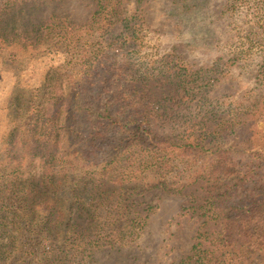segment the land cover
Wrapping results in <instances>:
<instances>
[{"label":"rangeland","instance_id":"374dc122","mask_svg":"<svg viewBox=\"0 0 264 264\" xmlns=\"http://www.w3.org/2000/svg\"><path fill=\"white\" fill-rule=\"evenodd\" d=\"M11 1L12 8L25 7L24 18L31 22L45 21L54 12L83 24L94 6V0ZM120 8L127 20L114 26L107 17L81 27L78 42L68 46L45 49L0 43V170L8 132L26 104L22 110L17 107L26 103L32 90L48 84L52 69L69 76L62 89L68 90L77 130H66L65 135L69 140L77 134L70 148L71 154L79 155L77 165L97 172L101 165L96 159L109 160L115 153L107 146L92 148L80 138L86 133L81 128L97 125L116 143L124 136V127H107L108 116L143 112L153 121L158 138L168 136L173 143L165 149L171 154L161 160L162 166L147 168L136 161L126 167L123 177L142 185L135 195L141 204L133 210L152 206L141 227L133 226L132 234L128 225H122L121 232L100 229L104 241L114 232L118 238L113 245L105 242L90 250L61 230L54 242L44 239L34 264H48L45 257L56 253L60 244L68 252V264H264V0H125ZM171 64L179 65L176 69H202L193 73L196 81L190 84L185 110L178 106L171 117H159L153 106L143 104V97L126 99L123 113L117 108L118 87L128 89L137 82L144 90L151 89L149 98L157 95L159 90L152 85L168 78ZM53 80L61 85L56 77ZM206 118L221 121L216 129L232 128L209 134ZM189 142L192 145L179 146ZM133 151L145 160L149 148L141 144L129 148L132 156ZM34 163L36 170L38 158ZM97 178L101 179L95 173ZM159 182L171 190L151 187ZM232 188L231 199L213 207L212 195ZM105 211L98 209L102 215ZM79 220L85 227V218ZM7 225L8 233L0 234L6 245L0 264H19L18 249L26 231L20 228L18 240L10 242L14 226Z\"/></svg>","mask_w":264,"mask_h":264},{"label":"trees","instance_id":"16d2710c","mask_svg":"<svg viewBox=\"0 0 264 264\" xmlns=\"http://www.w3.org/2000/svg\"><path fill=\"white\" fill-rule=\"evenodd\" d=\"M123 1L125 0H94L93 9L89 11V18L83 24L70 21L66 16L54 12L45 21L31 22L27 17L24 18V15L26 16L25 7L18 4L12 8L13 1H0V43H14L22 47L44 45L45 49L68 46L70 42H78V29L81 27L107 17H111L108 21L114 26L127 20L126 16L121 13L120 5ZM87 62L91 64L93 61L87 60ZM164 64L170 65L166 62ZM171 66L168 78H161L160 84L152 85L153 89L158 88L159 93L153 94L150 98L147 95H150L151 89L147 87L144 90V87H140V83L135 82L124 90L118 87L114 91L115 97L120 100V104H116L117 108L119 107L118 109H121L123 113L122 104H127L126 99L132 100L133 97H137L141 100L143 97V104L153 106L152 110L159 117H171L173 112L177 111L178 106H181L180 110H185L187 97L190 95V84L196 81L192 77L193 73L202 71V69L197 68L190 71L185 68L176 69L179 65L171 64ZM52 70V73L46 77L48 84L45 86L44 83L40 88L32 90L30 96L25 98L26 103L22 101L17 107L19 111L26 104L24 112L19 111L14 117V124L8 132V149L4 167L0 170V234L8 233L6 230L8 223L14 226L12 233L14 235H10L13 241L10 242L18 240L15 234L20 228L26 231L23 243L18 249L19 264H34L37 259V250L43 245L44 239L54 242L53 238L59 237L58 232L64 229H66L64 234H70L69 237L73 243L82 242L85 250L107 242L104 241L105 234H101L107 229L111 233L118 229L121 232L120 227L128 225L130 227L128 234H132L133 226L141 227L144 224L147 212L152 206L142 203L144 207L140 210H133L135 205L141 204L135 195L139 193L137 189L140 190L142 185L141 182L136 183L123 177L126 167L128 168V165L136 161L138 165L145 162L143 164H146L147 168L160 167L163 164L161 160L171 154L165 149H168L171 144L173 146L168 136L158 138L159 136L152 131L153 121L147 119L145 113L138 112L141 109L140 106L136 110L138 113L132 117L124 114L122 118L108 116L107 127L114 124L124 127V136L116 143L106 137L104 132L99 131L97 125L93 127L94 131L90 128H81L86 130L85 135L80 137L82 142H87L92 148L107 146L110 150L114 149L115 153L109 160L96 159L95 163L101 165V167L96 166L97 172L91 167L83 168L77 165L79 155L70 152L77 134L69 140L65 135L66 130L73 132L77 130L74 113L71 112L74 109L67 103L68 90L67 88L62 89V82L69 81V76L65 73L54 72L55 69ZM84 75L89 76V80L92 79L89 71H85ZM54 77L60 81L61 85L56 86L58 81L53 84ZM93 82L97 84L98 81ZM157 82L159 83L158 80ZM81 104L77 103L76 107L85 108ZM206 120L209 134H217L219 130L226 131L232 128L228 124V127L216 129V125H220L221 121H217L216 118H206ZM72 125L74 127H71ZM141 144L149 148L148 157L145 160L143 157L136 156V151L132 152L133 156L129 153V148ZM161 144L164 146L160 147ZM189 145L192 143H182L179 146ZM123 147L124 150L120 152L119 150ZM36 158H38L36 164L38 167L35 170L34 160ZM90 160L92 161V156ZM130 160L133 162H129ZM110 163L113 164L108 168ZM93 172L98 173L101 179H94L95 173ZM154 186L171 190L161 182L151 183V187ZM234 192L232 188L212 195L213 207L219 208L222 201L231 199ZM100 207L106 210L103 215L98 212ZM216 215L220 216L221 213H216ZM80 216L86 220L85 227L81 225ZM96 218L100 220L94 221ZM90 226L92 228L89 232L86 231ZM116 233H113L114 236L108 240L107 244L113 245L114 240L118 238ZM57 247L56 253L45 257L49 260L48 264H68L66 259L68 252L61 244ZM3 248L5 250L6 245L1 239L0 255ZM250 251L248 250L245 256L248 257Z\"/></svg>","mask_w":264,"mask_h":264}]
</instances>
